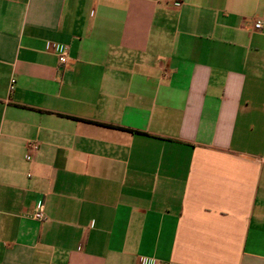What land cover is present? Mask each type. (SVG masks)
Wrapping results in <instances>:
<instances>
[{
    "label": "crops",
    "instance_id": "obj_1",
    "mask_svg": "<svg viewBox=\"0 0 264 264\" xmlns=\"http://www.w3.org/2000/svg\"><path fill=\"white\" fill-rule=\"evenodd\" d=\"M153 263L264 264V0H0V264Z\"/></svg>",
    "mask_w": 264,
    "mask_h": 264
},
{
    "label": "built area",
    "instance_id": "obj_2",
    "mask_svg": "<svg viewBox=\"0 0 264 264\" xmlns=\"http://www.w3.org/2000/svg\"><path fill=\"white\" fill-rule=\"evenodd\" d=\"M261 28H262V22L256 21L254 24V29L260 30ZM55 53H56V56L58 57L59 63L62 65V67L65 68L71 60L70 56H69L68 48L65 46H62V45H57L55 47ZM30 148L33 151H38L39 145L38 144H30ZM34 219L38 222H44L47 219L43 202H41L38 205V209L36 210V212L34 214Z\"/></svg>",
    "mask_w": 264,
    "mask_h": 264
}]
</instances>
